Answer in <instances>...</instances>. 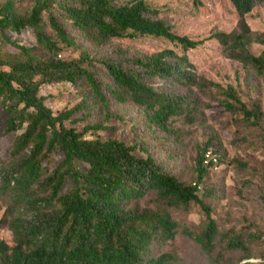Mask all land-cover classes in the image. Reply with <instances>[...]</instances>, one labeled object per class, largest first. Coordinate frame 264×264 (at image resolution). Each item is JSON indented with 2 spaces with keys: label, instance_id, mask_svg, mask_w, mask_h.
I'll return each mask as SVG.
<instances>
[{
  "label": "trees",
  "instance_id": "trees-1",
  "mask_svg": "<svg viewBox=\"0 0 264 264\" xmlns=\"http://www.w3.org/2000/svg\"><path fill=\"white\" fill-rule=\"evenodd\" d=\"M29 1L21 11L15 0H0V42L17 49L0 50V110L5 131L14 133L8 156H0V227H6L12 238L11 243L0 238V264H176L178 256L173 251H153L155 245L173 238L175 220L165 209L128 206L130 200L148 192L166 206L197 204L202 214L199 227L185 224L180 230L199 246L210 264H221V255H213L217 224L199 193L213 196L215 192L214 187L202 186L208 168L214 165L202 163L204 150L216 154V163L220 160L211 140L196 149L195 177L186 181L156 161L136 124L131 126L132 142L97 134L115 127L107 123L110 119L123 120L122 114L109 108L113 99L140 107L145 123L176 146L181 132L171 117L186 116L187 94L155 82L200 85L185 50L203 39L172 31L158 9L145 0ZM227 1L235 11L238 31L213 30L207 38H215L228 57L261 70L264 48L253 54L247 45L251 41L264 45V32L251 36L244 14L264 0ZM192 2L200 4L201 0ZM59 14L100 52L91 54L87 46L75 41ZM26 26L33 32L30 45L17 43L6 32L18 33ZM135 33L163 36L178 43L182 52L163 48L136 54L110 43L112 38ZM64 48L77 53L65 57L61 54ZM96 65L104 69L109 81L97 76ZM58 81L85 85L87 91L71 106L51 109L38 91ZM226 96L228 108L261 122L264 133V112L257 104L246 108L230 87ZM90 103L99 107L100 118L77 128L73 113L84 115ZM135 149L142 155L135 154ZM166 156L175 158L169 148ZM258 236L260 232L232 227L220 234L228 249H245L246 240Z\"/></svg>",
  "mask_w": 264,
  "mask_h": 264
},
{
  "label": "rangeland",
  "instance_id": "rangeland-1",
  "mask_svg": "<svg viewBox=\"0 0 264 264\" xmlns=\"http://www.w3.org/2000/svg\"><path fill=\"white\" fill-rule=\"evenodd\" d=\"M145 1L158 9V15L166 20L172 31L203 39L201 43L185 50L201 84L171 86L162 81L155 82L158 86L187 94L186 116L179 114L171 117L172 124L181 132L180 141L176 146L145 123L146 118L140 107L131 102L120 103L113 99L109 100V108L122 114L123 120L110 119L107 123L115 127L99 130L97 134L102 138L115 137L132 142L134 137L131 126L136 124L140 137L156 161L172 168L174 173L186 181L195 177L193 163L196 149L203 142L211 140L218 149L220 160L208 168L202 186L214 187L215 192L213 196L202 195L201 190L199 193L210 205L211 215L219 232L213 255H221V264H242L247 260L250 264H264V133L261 122H253L245 118L238 109L228 108L225 104L226 89L230 87L246 108L257 104L264 112V67L258 70L228 57L215 38H207V34L213 30L238 31L235 11L227 0H201L200 4H194L192 0ZM15 3L22 11L30 1L15 0ZM244 19L251 36L264 32V1L253 5L244 14ZM59 20L69 35L81 45L87 46L91 54L100 52L80 37L68 19L59 14ZM44 24L45 30L50 33L47 22ZM6 32L10 39L17 43L30 45L34 42L29 26L18 33ZM110 43L136 54L152 53L163 48L182 52L178 43L163 36L150 34L135 33L122 38H112ZM263 48L264 45L257 41H251L247 45V49L253 54H258ZM0 50L17 51L7 42H0ZM76 53V50L71 48L61 51L65 57L75 56ZM95 70L102 81H109L100 65H96ZM86 91L85 85L74 86L66 81H58L42 85L38 92L48 107L58 110L82 99ZM72 116L77 118L73 125L81 128L84 123L99 119L101 110L97 105L90 103L84 115L78 111ZM13 135V132L5 131L4 113L0 110V156L3 158L8 156ZM167 148L174 152V159L166 156ZM134 153L142 155L137 149ZM235 159L240 163H236ZM134 204L150 209H165L177 223L173 238L161 245H155L153 251H173L178 256L179 263L176 264H210L199 246L180 230L185 224L194 229L199 227L202 214L197 204L189 202L184 207L166 206L154 197L153 192L128 202V206ZM230 227L243 232H260V236L246 240L245 249H228L224 246L220 234ZM0 238L11 243V234L6 227H0ZM244 253H248L249 257Z\"/></svg>",
  "mask_w": 264,
  "mask_h": 264
},
{
  "label": "built area",
  "instance_id": "built-area-1",
  "mask_svg": "<svg viewBox=\"0 0 264 264\" xmlns=\"http://www.w3.org/2000/svg\"><path fill=\"white\" fill-rule=\"evenodd\" d=\"M217 156L211 149H206L203 152L202 163L203 164H216Z\"/></svg>",
  "mask_w": 264,
  "mask_h": 264
}]
</instances>
